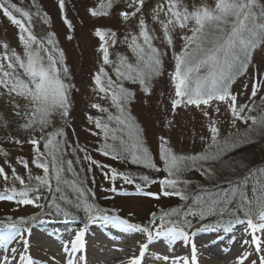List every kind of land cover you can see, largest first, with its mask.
<instances>
[{
    "label": "snow or ice",
    "instance_id": "6c2138e0",
    "mask_svg": "<svg viewBox=\"0 0 264 264\" xmlns=\"http://www.w3.org/2000/svg\"><path fill=\"white\" fill-rule=\"evenodd\" d=\"M118 3L119 0H107L99 8L90 9V13L93 17L109 16ZM125 4L126 8L118 14L125 29L123 39L111 28L95 32L102 43L98 49L100 66L91 76L92 91L99 99L110 101V106L119 113H109L101 103L91 104V108L100 113H108L107 119L88 117L95 128L101 130L93 134L102 133L104 136L103 149L98 151L113 159H130L132 164L161 170L140 139L142 130L136 128V138L131 143L121 135L136 127L127 114V105L135 98V93L125 87V82L138 84L145 94H151L153 81L162 74V58L167 54L155 44V41L161 40L173 48L175 63L170 74L172 111L180 107L198 109L208 122L209 134L200 137L205 147L193 155L176 153L169 141L161 137L160 157L167 176L159 181L162 187L160 194L188 200V195L178 185L183 184L186 188L189 181L182 177L192 170L199 171L210 180L224 170H229L236 178L228 181L229 187L204 196L197 195L195 210L190 209L187 213L177 209L161 210L159 215L153 212L147 225L129 223L90 202L89 190L84 186L83 179H79L78 174L73 179L65 175L66 171H75L72 161L63 159L67 151V142L63 138L72 107V92L77 89L71 82L64 52L56 47L52 38L55 34L44 38L34 31V18H42L44 23H48L47 13L41 17L38 7L33 13L11 0H0V13L17 27V39L23 46L22 53H18L7 42L0 44V101H4L15 117L23 121L19 129L29 133L27 139L11 134L5 139L17 145L31 144L34 148L32 163L43 172L33 176L29 170L25 178L11 168L10 177L5 167L0 166V179L5 183L12 179L20 185V188L13 185L6 189L0 194V201L39 208L44 216L57 213L68 215V205L82 210L86 222L74 233V238L62 245L66 253H79L86 249L89 225L98 221L143 234L145 241L138 242L139 254L129 257L126 264H143L149 246L161 238L173 245L177 241H182L185 246L190 244L191 257L163 255L158 257L159 260L166 264H199L193 237L214 229L210 224H203L195 232H190L192 223L187 217H198L202 221L230 211L237 224L245 225L243 232L246 237H251L242 242L248 248L237 258L238 264H245V261L247 264H264V167H252L245 164L243 158L237 160L230 155L255 142L251 133H256L257 137L264 136V95H261L264 93V68L255 60L257 55H264V0H200L199 3L196 0H156L150 14L145 12L146 0H125ZM59 7H65V0H59ZM149 16L152 23L159 26L160 36L156 35V28L150 27ZM65 22L69 28L72 27L67 16ZM178 32L183 44L176 52L174 37ZM118 43L125 45L131 56L111 52L110 49ZM249 68L253 69L248 97L250 103H240L238 96L241 93H234L232 86ZM109 70L115 74V79ZM247 88L245 84L244 89ZM258 95L259 104L255 99ZM221 105L230 113L231 127L236 128V133L222 135L221 127L214 118L221 112ZM57 116L64 121V126H55ZM113 122L118 127L111 126ZM238 122L247 125L242 135H237ZM173 125V120L166 121V126ZM8 126L9 122L0 117V127ZM0 152L8 155L2 149ZM84 159L96 163L90 156L86 155ZM19 162L29 169V164L22 158ZM117 177L129 184L135 183L130 174L112 168L109 178L114 181ZM140 179L145 183H156L148 176ZM137 191L159 199L160 194L145 192L139 184ZM182 215L183 220L179 219ZM42 222L39 216L30 219L21 216L18 220L9 217L7 222L0 221V243L6 248L13 241L22 245L19 251L17 247H11L10 258L4 256L0 264H11L12 261L16 264H40L29 250L32 225ZM67 264H84V260L69 259Z\"/></svg>",
    "mask_w": 264,
    "mask_h": 264
},
{
    "label": "rangeland",
    "instance_id": "374dc122",
    "mask_svg": "<svg viewBox=\"0 0 264 264\" xmlns=\"http://www.w3.org/2000/svg\"><path fill=\"white\" fill-rule=\"evenodd\" d=\"M11 2L33 13L38 7L41 17H43L44 13H47L48 23H44L42 18H34V31L38 36L44 38H48L50 34H55L52 38L56 42V47L63 50L65 64L69 69L71 82L75 84L78 90L72 92V107L67 125L64 126V121L58 116L54 120L56 127L64 126L65 136L63 139L67 142V151L63 159L65 161L71 160L72 167L75 170L74 172L66 171V178H77L75 174H78V178L83 179L84 186L89 190L90 202L95 203L97 206V201L100 200L107 201V204L111 203L112 207L102 209L132 224L145 225L146 221L151 217V213H158L160 208L179 205L182 201L179 197H166L160 194L162 187L159 181L167 176V173L163 170L164 164L160 157L161 137L169 141V145L176 153L193 155L204 149L205 144L201 141L200 137L202 135L207 137L209 133L207 130L208 122L198 109L194 107H180L175 112L172 111L171 99L173 87L170 74L173 72L175 63L173 59V48L167 46L161 40L155 41L156 46L167 54L162 58V74L153 81V88L150 95L145 94L138 84H133L130 81L125 82V87L135 93V98L127 105V114L130 115L136 127L129 130L131 131V138H129V131H125L121 135L131 143L136 138V128L142 130L140 132V139L144 146L149 149L157 167L161 169L160 171H156L155 169L132 164L130 159H113L111 156L103 155L102 151H98V149H103L105 142L104 136L102 133L100 135L93 134L100 133L101 130L96 129L94 124L88 119L89 116L107 119L108 113H100L98 110L91 108L92 103H101L103 107L108 108L109 113L119 115L118 111L110 106V101L101 100L94 95L91 76L100 66V53L98 49L102 42L95 35V32L97 29L111 28L120 34V39H123L122 34L125 32V29L118 14L126 8L125 0H119V3L112 10L111 15L97 17L91 15L90 9L99 8V5L106 3L107 0H65V7L63 9L59 7V0H35V4H33V0H11ZM196 2L199 3L200 0H196ZM155 3L156 0H146L145 12L150 14ZM65 16L71 21V28L65 22ZM149 25L150 27L156 28L157 36L161 35L159 26L152 23L150 16ZM17 32V27L11 24L0 13V44L7 42L11 49L22 53L23 46L17 39ZM180 35L178 32L174 37V48L176 52H179L183 44ZM110 51L114 54L120 53L131 56L126 46L119 43L114 49H110ZM113 58H115V55H113ZM255 60L259 66L264 68V55H257ZM109 71L113 79H115V74L111 70ZM252 74L253 69L249 68L248 72L240 76L232 86L234 93H241L238 96L240 103H250L248 97L251 92L250 77ZM245 84L248 85L247 90L244 89ZM261 95H264V93H261ZM255 99L258 104L261 103L260 95ZM220 107L221 112L215 115L214 118L221 127L222 135L236 133V128L231 127L230 113L225 110L224 105ZM0 117L4 121L9 122L7 128L0 127V149L8 153L7 156H4L0 152V166L5 167L10 177L11 168H15L17 173L25 178H27L29 170L33 176L42 175V170L32 163L34 148L31 144L24 143L23 145H17L12 142H6L5 138L9 134L20 139H27L29 133L19 129V124L23 123V121L15 117L14 113L10 111L4 101H0ZM167 120H173L174 125L172 127L166 126ZM111 126L118 127V125H115V122ZM237 128L239 129L237 135H242L247 125L238 122ZM51 130L49 129V131ZM251 135L255 140L254 143L245 145L242 149L230 155H233L237 160L243 158L244 163L252 167H264V136L257 137L256 133H251ZM80 149H87V151H81ZM42 150L46 151V149ZM86 155L90 156L96 163L92 164L91 161L84 159ZM21 158L29 164V169H25L20 164L19 161ZM112 168H115L118 172L130 174L135 178V183L129 184L121 177H117L114 181L111 180L109 176L111 175ZM142 176H148L150 181L154 180L156 183H145L140 179ZM235 178L236 176L231 174L229 170L218 172L211 180L207 176L201 175L199 171L192 170L184 173L182 177V179L189 181L186 188L183 184L178 185V187L184 190L188 197L192 199L191 207L188 209L195 210V193L204 196L208 192H217L220 188L229 187L228 181ZM138 184L145 192L160 194L159 199L154 196L141 194L137 191ZM13 185L20 188L19 183L12 179H9L7 183L0 179V194ZM174 209H177L181 213L188 212L187 209L182 211L180 207H175ZM40 212L41 209L33 206H18L13 201H0V218L3 217L1 221L7 222L5 220L6 216L12 217L13 220H18L21 216L30 219L33 216L39 215ZM225 213L227 214V212ZM218 215L223 214L220 213ZM187 218L191 221L194 232L196 229L201 228L203 220L199 221L198 217L194 218L191 216ZM181 219H184L183 215ZM49 221L44 220L41 224L49 223ZM38 225L40 224H36V226L32 225L33 230ZM91 225L93 226V224ZM102 225H108V223H102ZM238 226L240 225L236 224V227ZM213 227L216 232H226L225 229L216 226ZM233 228L234 226L232 227L231 224L230 229ZM209 231L208 234L203 233L201 237L206 243L212 241L214 230ZM129 234L140 235L143 238V242L145 241L143 234L133 231H126L124 235L120 236H128ZM98 240V237L91 239L87 244L88 248L86 247V249L81 250L79 253H66L62 251L59 255H56L57 253H48L38 248L32 242L29 251L33 258L38 260L40 264H67L69 259L76 260L87 255L86 251H88V256L94 263L112 264L111 262L115 255L114 244L111 243L108 246ZM201 250H203L202 246ZM162 252V249H158L156 246L152 250L149 248L143 264L150 262L153 264L155 262L162 264L158 259V257H161L158 253L162 254ZM126 253L128 251L123 249L120 256ZM133 254L129 255L128 258ZM128 258H124L126 260L124 264H126ZM199 263L203 264V261L199 260ZM11 264H16V261H12ZM233 264L238 263L235 262ZM245 264H247V261H245Z\"/></svg>",
    "mask_w": 264,
    "mask_h": 264
},
{
    "label": "bare ground",
    "instance_id": "6f19581e",
    "mask_svg": "<svg viewBox=\"0 0 264 264\" xmlns=\"http://www.w3.org/2000/svg\"><path fill=\"white\" fill-rule=\"evenodd\" d=\"M245 226H238L239 232L241 236L232 240L230 245V249H225L223 247L222 242H220V238L214 239L206 243L203 239L194 240L197 249H198V261L202 260L203 264H233L235 262L238 263L237 258L244 252L245 248H248L247 245H244L242 242L244 239H251L250 236L244 234L243 229ZM43 226L36 227L33 230L32 237L30 239V243L35 244L38 248L48 252V253H57L59 255L62 251V245L66 244L69 239L74 238V232H42ZM115 230L109 227H101L97 228L93 231V233H88L89 238H97L102 244L106 243L107 240H110L113 237L118 239L119 234L114 233ZM95 236V237H94ZM115 240V242L117 241ZM88 242H90L88 240ZM143 242V238L140 235L129 234L125 237L121 242L118 243L117 246H114L115 255L112 259V264H122L126 260L124 258H128L132 253L139 254V243ZM163 244H155L156 248L162 249V254L158 253V255H169V256H184L187 255L190 259L191 257V245L185 246L182 241H177L174 245L169 243V241H163ZM201 246L203 250H201ZM17 247L18 251L22 247V245H17L15 241H13L10 245L5 247L3 243H0V261H3L4 256H8L10 258V248ZM125 249L128 253L120 256L121 251ZM250 250V249H249ZM64 252V251H63ZM246 254V253H245ZM84 264H97L94 263L93 260L87 255L83 257ZM255 259V256L251 257ZM162 261L160 260V263ZM159 263V260H158ZM153 264V263H146ZM154 264H157L156 262ZM162 264H166V262H162ZM202 264V263H199Z\"/></svg>",
    "mask_w": 264,
    "mask_h": 264
},
{
    "label": "trees",
    "instance_id": "16d2710c",
    "mask_svg": "<svg viewBox=\"0 0 264 264\" xmlns=\"http://www.w3.org/2000/svg\"><path fill=\"white\" fill-rule=\"evenodd\" d=\"M197 195H202V194H199V193L194 194V196H197ZM191 202H192V199H191V197H189L188 200H182L181 203H179V205H176V206L173 205V206L166 207V208H160L158 210V213H160L161 210L170 211V210L174 209L175 207H180L182 211H185L186 209L190 210L188 208L191 207ZM43 203H46V201H43ZM97 203H98L99 208H105L106 209V208L112 207V204L111 203L107 204L108 203L107 201H101L100 200V201H97ZM195 205H196V203H195ZM66 212L68 213V215H65L63 213H57L55 215H47V217H50L53 220H62V219L67 218V219H70V220H73L76 222L77 221L82 222V223L86 222L87 218L85 217V214L83 213L82 210H77L72 205H68L66 207ZM218 214H220V213H218ZM218 214L210 216L209 218L203 220L202 222L203 223H221V222H224V224H226L230 220L234 219V217L230 211H228L227 214L226 213H221L223 215H218ZM37 216H39V219L42 217H46V216L42 215V210L39 213V215H37ZM73 217H76V218L73 219ZM8 218H9V216H6L5 220H8ZM150 218L146 221L145 225L148 224ZM1 219H3V217L0 218V221H1ZM179 219H181V216L179 217Z\"/></svg>",
    "mask_w": 264,
    "mask_h": 264
}]
</instances>
